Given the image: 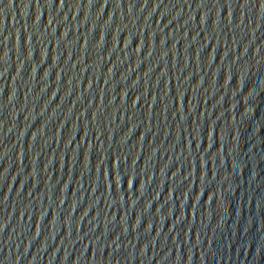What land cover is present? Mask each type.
Segmentation results:
<instances>
[{
	"label": "water",
	"instance_id": "obj_1",
	"mask_svg": "<svg viewBox=\"0 0 264 264\" xmlns=\"http://www.w3.org/2000/svg\"><path fill=\"white\" fill-rule=\"evenodd\" d=\"M0 264H264V0H0Z\"/></svg>",
	"mask_w": 264,
	"mask_h": 264
}]
</instances>
